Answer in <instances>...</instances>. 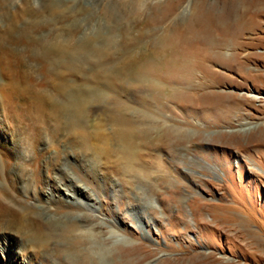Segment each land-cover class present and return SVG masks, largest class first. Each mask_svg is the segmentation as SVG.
I'll use <instances>...</instances> for the list:
<instances>
[{"label":"rangeland","instance_id":"1","mask_svg":"<svg viewBox=\"0 0 264 264\" xmlns=\"http://www.w3.org/2000/svg\"><path fill=\"white\" fill-rule=\"evenodd\" d=\"M25 2L19 0L16 26L17 98L92 103L87 127L113 112L137 118L127 137L132 153L119 152L135 182L129 195L100 201L115 213L121 244L140 247L144 264H264V10L260 17L243 14L253 26L235 50L192 56L183 34L207 14L242 9L243 0H55L68 6L60 16L50 12L48 0H33L29 9ZM74 29H80L77 37ZM168 33L190 56L162 50ZM171 57L183 62L176 68L166 63ZM134 74L146 75L145 81ZM7 79L0 70V81ZM144 102L161 113L158 126L140 118ZM121 103L130 106L119 110ZM38 217L49 221L42 210ZM63 254L67 264H96Z\"/></svg>","mask_w":264,"mask_h":264},{"label":"bare ground","instance_id":"2","mask_svg":"<svg viewBox=\"0 0 264 264\" xmlns=\"http://www.w3.org/2000/svg\"><path fill=\"white\" fill-rule=\"evenodd\" d=\"M24 1L26 8L34 5L33 0ZM48 1L50 12L56 15L60 16L57 13L62 8L68 9L67 5L60 8L55 0ZM18 3L19 0H0V70L9 75L7 84L0 81V263L67 264L63 253H68L81 259L89 258L96 264L101 261L144 264L146 257L141 254V248L121 244L125 239L114 219L115 213L110 209L103 210L100 204L108 194L114 200L124 195L128 192V185L135 182L132 177L127 178L119 152L132 153L127 137L132 133L137 118L127 111L113 112L110 118L98 115L97 121L87 127L84 120L94 107L87 101L19 100L16 96ZM242 4V9L235 12L226 8L218 18L208 14L203 16L196 23V28L191 27L184 36L181 35L187 38L182 43L188 42L193 46L192 56L204 52L207 56L223 55L226 51L235 50V41L253 26L243 14L254 15L256 11L255 16L260 17L259 12L264 10V0H252L250 3L243 0ZM172 9L164 12L166 18L170 17ZM112 11L104 9L103 13L110 18L114 16ZM3 20H7V26H4ZM78 30H73L75 37ZM195 41L200 44L196 42V45ZM180 43L178 36L168 33L163 36L162 50L172 52L176 57L180 54L183 58L190 56L180 50ZM182 62L171 57L166 63L175 67ZM133 76L142 82L146 77L143 74ZM249 97L263 98L256 94ZM129 106L121 103L116 108L121 110ZM138 106L136 110L141 111L143 122L150 126L153 120L159 125L162 115L157 109L146 102ZM103 108L96 105L94 110ZM144 110H149L150 113H144L150 115L145 116ZM106 117L115 126L111 131L105 127ZM146 118L153 119L149 121ZM21 196L30 198L34 203L22 200ZM41 210L49 217L47 223L38 217ZM70 216L78 220L67 221ZM81 264L86 263L83 261Z\"/></svg>","mask_w":264,"mask_h":264}]
</instances>
